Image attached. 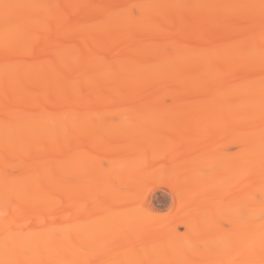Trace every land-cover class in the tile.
Masks as SVG:
<instances>
[{
	"label": "bare ground",
	"instance_id": "1",
	"mask_svg": "<svg viewBox=\"0 0 264 264\" xmlns=\"http://www.w3.org/2000/svg\"><path fill=\"white\" fill-rule=\"evenodd\" d=\"M0 264H264V0H0Z\"/></svg>",
	"mask_w": 264,
	"mask_h": 264
},
{
	"label": "rangeland",
	"instance_id": "2",
	"mask_svg": "<svg viewBox=\"0 0 264 264\" xmlns=\"http://www.w3.org/2000/svg\"><path fill=\"white\" fill-rule=\"evenodd\" d=\"M139 194L141 205L155 216L163 220H169L176 216L179 204L174 185L168 178L159 177L148 182Z\"/></svg>",
	"mask_w": 264,
	"mask_h": 264
}]
</instances>
